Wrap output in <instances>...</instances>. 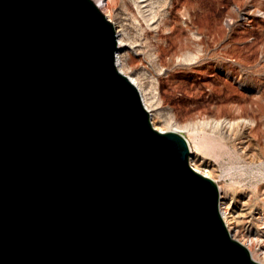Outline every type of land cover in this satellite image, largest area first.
Segmentation results:
<instances>
[{
    "label": "water",
    "instance_id": "95a60500",
    "mask_svg": "<svg viewBox=\"0 0 264 264\" xmlns=\"http://www.w3.org/2000/svg\"><path fill=\"white\" fill-rule=\"evenodd\" d=\"M115 48L92 0H0V264H261Z\"/></svg>",
    "mask_w": 264,
    "mask_h": 264
},
{
    "label": "rangeland",
    "instance_id": "374dc122",
    "mask_svg": "<svg viewBox=\"0 0 264 264\" xmlns=\"http://www.w3.org/2000/svg\"><path fill=\"white\" fill-rule=\"evenodd\" d=\"M141 1L108 0L129 43L122 61L157 102L153 123L178 126L189 161L220 186L222 209L242 213L241 233L264 250V0ZM243 115L258 127L242 123L223 137L202 124Z\"/></svg>",
    "mask_w": 264,
    "mask_h": 264
},
{
    "label": "bare ground",
    "instance_id": "6f19581e",
    "mask_svg": "<svg viewBox=\"0 0 264 264\" xmlns=\"http://www.w3.org/2000/svg\"><path fill=\"white\" fill-rule=\"evenodd\" d=\"M92 1L98 6V8L109 19V13H108V11L106 9V7H107V5L109 3L108 0H92ZM144 1L142 3H144ZM136 5H138V4H136ZM114 25H116V24H114ZM119 28H120V25H119ZM119 30L120 29H115V39H116V48L114 49V63H115V67L118 70V72H120L122 75H125L131 81V83L135 86V88L137 89V91L139 93V98H140V101L142 103V106L147 111V113L149 115V119L152 120V117H153V114H154L152 112V110L153 109H157V102L154 103L153 100H149V96H147L146 92L143 90L144 88H142L143 86L141 87V84H139L137 78L135 76L131 75L130 69L128 67H126L125 66V62L122 61L123 58L121 56V53H122L121 50L127 48L129 46L128 45L129 43H126L122 39L121 33H120V31H122V30H120V31ZM150 99H152V98H150ZM151 122H152L151 123L152 126L155 129L159 130V131H163V132L164 131H174V132H177V130H178L177 129L178 126L175 125V124H169L167 126V127H169L168 129H163L161 127H157L155 125V123H153V120ZM242 123L243 124H249L251 127H254V126L258 127L257 119L254 116H249V115H243V116H240L237 119H233V120H231V119H227L226 120V119L216 118V119H212V120H206L202 124H204L205 126L211 127L210 128L211 130H215V129L220 130L219 133H221V135L224 137V135L222 133V129L225 130V132H226L227 129L228 130L232 129L234 126L237 127V126H239ZM190 134H195V132L191 131ZM194 140H195V146L198 149H200L199 140L196 139V138ZM187 143H188V146H189L188 139H187ZM189 162H190L189 164L191 165V167L194 170L198 171L199 173L203 174L206 177H210V172H208L206 170H202L199 167L198 164L193 162L192 159H190ZM220 191L221 190L219 189V198H220ZM220 205H221V201H219V206ZM220 214H221V217L223 218V220L225 221V225H226V228H227L230 236L232 238H234L235 240L239 241L240 243H242L247 248V250L249 251L251 257L255 261L260 262L261 264H263L262 260H263V257H264V250H263L262 245H260L258 243V240H257L258 238L255 240L254 238L251 237L249 232H242L241 233L242 230L239 228V225H240V222H241V220L243 218V214L239 213V212H236L234 210H230L228 208L222 209L221 206H220ZM243 230H245V229H243ZM238 235H239V237H238ZM259 251L261 253H263V256H261L260 258L257 257Z\"/></svg>",
    "mask_w": 264,
    "mask_h": 264
}]
</instances>
